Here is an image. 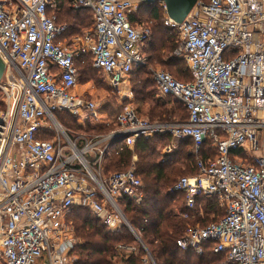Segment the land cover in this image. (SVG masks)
I'll use <instances>...</instances> for the list:
<instances>
[{
  "label": "built area",
  "instance_id": "obj_1",
  "mask_svg": "<svg viewBox=\"0 0 264 264\" xmlns=\"http://www.w3.org/2000/svg\"><path fill=\"white\" fill-rule=\"evenodd\" d=\"M141 2L71 0L73 8L91 11L93 23L67 42L66 24L47 12L58 8L56 1L0 0L2 264H72L75 238L67 216L75 205L102 219L106 230L126 225L135 235L118 204L124 196L142 201L134 163L108 175L101 164L113 140L121 137L122 145L130 146L158 133L175 143L193 142L196 172L179 177L171 188L184 195V212L177 213L201 214L200 196L216 198L224 211L218 221L188 227L176 245L201 253L214 242L213 251L223 253L227 264H264V0H196L180 23L167 17L160 2L164 24L177 34L173 54L185 59L191 80L160 69L151 74L162 97L183 104L186 120L150 122L125 105L115 130L71 138L54 116L66 110L99 119L95 102L74 92L76 56L89 55L115 90L134 66L146 64L150 28L130 21ZM204 142L208 154H201ZM138 241L146 252L143 264H156Z\"/></svg>",
  "mask_w": 264,
  "mask_h": 264
},
{
  "label": "trees",
  "instance_id": "obj_2",
  "mask_svg": "<svg viewBox=\"0 0 264 264\" xmlns=\"http://www.w3.org/2000/svg\"><path fill=\"white\" fill-rule=\"evenodd\" d=\"M54 1L57 2L58 8L48 9L47 12L48 14L55 13L58 23L66 24L65 40L69 41L70 36L80 33L83 27L92 25V14L89 9L73 8L71 0H69L70 4L67 6L61 0ZM164 19L163 8L158 1L141 2L138 13H133L130 16L132 23L140 22L138 20H146L144 24L148 25L147 23L155 21L154 28L151 27L153 32L151 31L150 38L152 39L154 32L159 36L162 34L163 38L165 36L163 47L171 53L176 48V44L171 40L172 35L169 31L171 30L175 34L176 31L174 28L166 26ZM151 39L145 44L146 48ZM153 47H151V44L148 45V53L158 63L167 68L168 73L181 81L191 80L187 64V71L183 70L180 60L172 57L174 54L170 55L172 58L164 59L163 52L160 53L161 44L155 46L154 50ZM74 65L79 72L80 82L83 79L87 82V79L92 78L93 73L98 71L92 67L89 55L76 56ZM144 67V65L134 66L129 76L132 75L135 69L141 70ZM153 86L156 89L154 83ZM148 87L146 80H139V86L135 89V94L137 95L136 100H151L148 101L150 103L148 111H150L151 118L165 121L173 115H178L179 119L177 121L186 120L187 112L180 101L171 96L161 97V99L155 97L153 92L150 93L151 90H148ZM54 116L60 124L62 120L65 121L66 119L68 124H71L70 126L76 125L79 128L75 117L66 110H57L54 112ZM69 132L71 131L69 130ZM153 138L168 142L171 137L169 134L164 133ZM151 144V138L142 137L137 139L133 149L121 143V149L119 147L113 149L111 154L105 155L102 161L103 173L108 175L111 172L126 169L123 166L129 164L133 154L136 156V173L144 181V194L143 200L139 204L126 196L118 199V204L126 219L153 256L156 264H227L223 253L213 251L214 242L203 245L201 253H196L192 249L182 250L176 245V240L185 233L188 227L196 224L204 226L218 221L224 215V211L218 206L216 198L206 199L203 196H200L198 200L201 214L193 212L187 218L181 216L175 210L180 208L179 212H184V195L173 190L170 192L169 189L179 177L192 175L196 172L195 155L192 152L193 142L190 139L180 140L174 154L165 156L162 159L155 157V160L152 159L155 146H151ZM150 147H153V149L149 151ZM208 152L209 144L204 142L201 154H208ZM177 175L178 177H176ZM192 215L194 217L190 218ZM67 221L73 225L74 235L81 239V243L75 244L71 251V255L74 256L73 264H143L146 252L138 244L132 231L126 225H122L117 231H107L102 219L93 215L90 210L77 205L70 209ZM118 244L133 246L137 250L135 252L130 251L126 254L127 257H124V254H120L116 248Z\"/></svg>",
  "mask_w": 264,
  "mask_h": 264
},
{
  "label": "rangeland",
  "instance_id": "obj_3",
  "mask_svg": "<svg viewBox=\"0 0 264 264\" xmlns=\"http://www.w3.org/2000/svg\"><path fill=\"white\" fill-rule=\"evenodd\" d=\"M202 1H206V0H202ZM61 2H64L66 4V6L70 4L69 0H61ZM140 4L141 3H137V7H136L134 13H138ZM138 21L142 22V24L146 23V20H138ZM151 22L152 23H150V22L147 23L148 24L147 26L150 28V32L151 31L153 32V28H154L153 26L155 24V21H151ZM151 27H153V28H151ZM91 28H92V25H89L87 27H83L80 33L72 35V37H79L80 38L84 32L91 30ZM169 32H170V35H172L171 40L177 46V35L175 34V32H172L171 30ZM150 39L151 38L149 37V39L146 41V43ZM164 39H165V36L163 38L162 34L159 36V35H157V33L155 34V32H154L153 37L150 41V44H151V47L154 46L152 48L153 50H154L155 46L161 44L162 49H161L160 53L163 52L162 56L164 57L165 60H168L173 55L174 49L170 53L167 48L163 47L164 46V42H163ZM67 42H69V41H67ZM151 42H154V43H151ZM76 43H79V41H77ZM150 44H148V45L150 46ZM148 45H147V48H148ZM144 47H145V45H144ZM147 48L146 47L143 48L144 54L147 58L146 65H144L145 67L142 68L141 70H136L135 69L136 67H135L134 68L135 70L133 71L132 75L129 76V80L126 83L122 84L119 91L112 90V88L108 87V85H107L108 82H107L106 76H104L99 70L95 71L93 73L92 78L87 79V82L84 79L81 80V82L79 80V85L77 87L78 91L81 93L84 92V96L86 99H90V100L95 102L96 112L98 114L99 119L98 120L93 119L94 121L93 120L87 121V120H84V118H83L84 114H82L80 119H79V116H77V115L74 116L72 114L75 117V119L77 120L76 123H77V125H79V128H77L76 125L70 126L71 124L69 125L68 122L66 121V119H65V121L62 120L61 125L64 127V129L68 130L67 134L69 135V137L72 138V136L76 137L78 135H82V136H85L86 138H89L93 135H104L109 131L115 130L117 128V126H115V123H111V124L106 125V120L111 119L113 117V115L116 112H118L119 109H122V107L125 105H129L131 108H133V110H135L138 117L145 119V120H148L150 122H154V121H156V122H170V121H176L179 119L178 115H173L172 117H170L169 119H167L165 121L164 120H157L156 118H151L150 117V111H148L149 110L148 107L150 104V103H148V101H151V100L150 99H143L142 101L136 100L137 95L135 94V89L139 86V80H146L147 86H149L148 90H151L150 93L153 92V94H155V97H158L157 91L153 86L154 81H153V77L151 74V72H152L151 70L160 69V70H164V71L169 72L167 68L162 66V64L158 63L155 59H153L150 56V53H148L149 51L147 50ZM172 57H174V59H176V60L177 59L180 60L182 69L187 71L186 62H185L183 57L177 56V55H174ZM0 97H2L1 92H0ZM159 98L161 99V97H159ZM0 106H1V103H0ZM78 119L81 121H79ZM87 122H89V123H87ZM69 130L71 132H69ZM258 139L260 142L261 138L259 135H258ZM151 141H152L151 146H155V148H154L155 153L152 154L154 156L152 159L155 160V157H159V159H162L163 157L168 156L169 151L166 150V145H167V143H170V141L166 142L165 140H159L157 138H151ZM120 145H121V143L116 145V146L119 147ZM151 149H153V147H150L149 151ZM192 152H193V148H192ZM193 154H194V152H193ZM136 160H137L136 157H135V161H133L131 159L129 164L127 166H123V167L124 168L130 167V166H132L131 164L133 162L134 167L136 169ZM176 177H178V175ZM141 181H142V188H141L140 192H141L142 197H143L144 181L142 179H141ZM171 188L172 187H170V189H169L170 192H171ZM134 202L136 204L141 203V202H136V201H134ZM175 210H176V212H178L181 209L177 208ZM192 217H194V216L192 215L190 218H192ZM69 224H70V228L72 230L73 238H75L74 245L75 244L77 245V244L81 243V239H79L78 237H76L74 235L75 232H74L73 225L70 222H69ZM134 237L136 238L135 235H134ZM138 237H139V235H138ZM136 240L138 241L137 238H136ZM138 244L140 245L139 241H138ZM71 251H72V249H71ZM72 258L74 260L73 255H72Z\"/></svg>",
  "mask_w": 264,
  "mask_h": 264
},
{
  "label": "water",
  "instance_id": "obj_4",
  "mask_svg": "<svg viewBox=\"0 0 264 264\" xmlns=\"http://www.w3.org/2000/svg\"><path fill=\"white\" fill-rule=\"evenodd\" d=\"M142 1L147 3H151L154 1L163 2L165 5V11L167 17L172 19L175 23L182 22L183 19L188 14V12L190 11L191 7L196 2V0H142ZM4 70H5V63L0 56V80L3 77ZM121 139L122 138L120 137L117 140H113L111 144ZM135 235L138 238V240H140L138 235L137 234Z\"/></svg>",
  "mask_w": 264,
  "mask_h": 264
},
{
  "label": "crops",
  "instance_id": "obj_5",
  "mask_svg": "<svg viewBox=\"0 0 264 264\" xmlns=\"http://www.w3.org/2000/svg\"><path fill=\"white\" fill-rule=\"evenodd\" d=\"M163 14H164V17L166 16L165 15V13L163 12ZM72 38V36H70V38H69V40ZM63 39H64V37H63ZM67 41V40H66ZM107 78V77H106ZM129 80V76H128V78H127V80L126 81H124V83H126L127 81ZM123 83V84H124ZM108 85V87L109 88H111L110 87V85L109 84H107ZM122 86V85H121ZM120 86V87H121ZM112 90H115V89H113L112 88ZM115 91H119V90H115ZM156 91H157V96L158 97H162L159 93H158V90L156 89ZM74 92L80 97V98H83V99H85V96H84V92L83 93H81V92H79L78 91V88H76L75 90H74ZM121 109H119L118 110V112H116L114 115H113V119L111 118V119H107L106 120V125L107 124H111V123H115V126H117V124H116V115L119 113V111H120ZM80 117L81 116H79V119H80ZM83 118H84V120H87V121H90V120H93L92 118L91 119H89V118H86L85 119V116H83ZM78 119V120H79ZM79 121H81V120H79ZM94 121V120H93ZM164 134V133H163ZM163 134H161V133H158V134H155V135H151L150 137H147V138H153V137H155L156 135H163ZM146 138V139H147ZM137 141V140H136ZM135 141V142H136ZM122 142V140H119V141H116V142H114V143H112V144H109L108 145V151H107V154H106V156H108V155H110L111 154V152H112V150L113 149H116L118 146H116V145H118V144H120ZM135 144V143H134ZM134 144L133 145H130V146H127L128 148H130V149H133V147H134ZM178 145H179V141L178 142H173L171 139H170V143H167V145H166V150L167 151H169L168 153V155H172V154H174V152L177 150V148H178ZM135 155L133 154L132 155V160L133 161H135ZM103 163V162H102ZM101 167H102V164H101ZM102 171H103V168H102ZM67 224L69 225V227H70V224L68 223V221H67ZM107 231H108V229H107ZM137 250V248L135 247V249L133 250L134 252ZM148 250V249H147ZM130 251H122V252H120V254H124V257H127V253H129ZM153 257V256H152ZM0 264H2V260H1V258H0ZM73 264V263H72Z\"/></svg>",
  "mask_w": 264,
  "mask_h": 264
}]
</instances>
